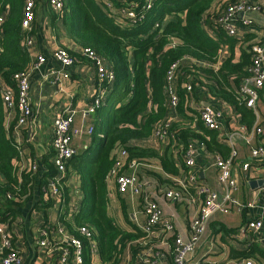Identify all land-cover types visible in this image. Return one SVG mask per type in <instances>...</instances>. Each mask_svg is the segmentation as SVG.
Segmentation results:
<instances>
[{"label": "trees", "instance_id": "obj_1", "mask_svg": "<svg viewBox=\"0 0 264 264\" xmlns=\"http://www.w3.org/2000/svg\"><path fill=\"white\" fill-rule=\"evenodd\" d=\"M134 1L139 10L144 0ZM235 1L152 0L140 24L124 27L118 15L106 13L96 0H65V10L60 16L67 35L79 48L89 47L103 56L114 73L105 104L94 113L97 119L90 135L91 145L66 162L67 173L79 174L83 196L72 223L62 222L71 234L81 238L83 264L97 262L89 241L79 234L80 227L91 231L99 264H149L144 262V257L148 248L152 251L151 243L143 239L145 233L128 220L124 200L120 199L121 211L129 230L107 213L105 180L114 166L117 149L127 151L126 168L134 160L156 158L164 172L179 176L187 172L182 154L196 140L209 153L228 158L230 149L221 143L216 131L204 127L199 119L192 126L195 111L189 102L200 86L234 104L235 109L247 117L248 125L253 121V115L240 101L238 93L250 64V45L247 50L241 49L236 59L238 40L228 36L217 21L219 12ZM23 4L24 0H0V82L13 89L15 75L29 67L20 25ZM222 46H226L229 53L215 68ZM75 57L78 61L83 58L80 53ZM175 62L178 69L171 84L178 98L175 113L183 121L171 122L168 129L175 153L167 145L160 155L141 141L151 138L156 125L169 114L166 74ZM187 85L192 87L191 94L186 91ZM14 111L15 119L6 125L9 110L0 94V224L6 228L13 245L19 209L32 199L35 186L38 196L34 209L44 215L52 206L54 198L49 193L45 196L43 188L56 173L50 161L53 151L49 157H44L47 170L41 174L31 167H17L19 154L11 137L18 116L16 106ZM97 133H102V137ZM231 257L264 258V247L254 245L248 251H233ZM147 258L151 259L149 254Z\"/></svg>", "mask_w": 264, "mask_h": 264}, {"label": "crops", "instance_id": "obj_2", "mask_svg": "<svg viewBox=\"0 0 264 264\" xmlns=\"http://www.w3.org/2000/svg\"><path fill=\"white\" fill-rule=\"evenodd\" d=\"M96 1L106 13L113 14L104 6L102 0ZM250 1H261L264 5V0ZM249 18L250 24L235 37L238 40L235 45L236 59L241 54V49L247 50L249 45L251 48L253 44L264 41V10L250 14ZM123 26L135 27L128 26L125 22H123ZM32 31L33 44L26 49L29 67L40 56L44 57V61L37 68H31L29 72V101L32 107V115L27 118L25 123L12 131L11 137L21 149L18 152L17 167L20 169L23 166L22 169H28L34 164L36 171L38 170L41 174L42 171L47 170L43 164L44 157H49L53 151L51 147L52 121L67 106L76 110L73 128L80 131L73 138L76 154L91 145L90 135L92 133L86 134L85 127L89 124L94 127L97 118L94 117V114L84 117L82 112L88 107L101 85L86 59L80 57L73 66L65 68L53 57V52L58 48H65L71 55L77 56L79 45L67 35L60 13L49 8L48 0H36ZM228 53L226 46L219 49L215 68ZM193 94L192 101L201 106H210L217 113L220 122V128L216 131L217 137L222 144L230 149L229 155L234 153L231 174L236 180L237 189L231 194L236 201L244 205L240 209L232 206L228 213L215 212L210 217L205 236L196 249L193 260H197L201 264H233L238 257H231V252L248 251L254 245L264 247V240L260 236L263 232L257 233L246 227L249 221L255 219L261 220L264 226V191L260 190L261 186L264 185V155L257 159L250 157L252 148L264 145V85L259 91L256 103L257 114L247 108L253 115V121L250 125L246 122L247 117H244L242 112L237 111L234 104L213 96L206 87L196 88ZM105 101L106 98L103 105ZM191 109L194 110L192 107ZM194 111L192 126L199 119L197 111ZM15 115L16 113L12 109L8 113L6 125L15 119ZM182 121L183 119L177 116V113L172 116V122L180 123ZM97 136L102 137V133H97ZM169 140L151 143L150 140L145 139L141 143L154 148L160 155L163 149L169 145L174 154L176 151L174 143H170ZM190 145L193 149L194 170L198 181L210 187L218 195H222L224 187L218 182L217 169L213 165L215 157L221 156L209 153L204 145L197 140ZM140 161L133 167V170L137 172L140 180L147 175L149 180L143 182L148 185H144L145 188H151L150 197L160 203L164 216L171 218L177 234L187 238L189 234L188 223L197 210V204L191 201H167L159 193V188L162 185L168 184L170 179L172 180L174 177L183 175L182 178H184L185 172L180 176L168 174L162 170L156 158ZM244 162H249L247 171H243L241 168ZM177 165H179L178 162ZM187 170L186 168L185 171ZM1 180L2 176L0 175ZM162 180L166 183L160 185ZM79 181V174L75 172L66 173L60 179V196L58 198L52 196L54 198L52 206L47 209L44 215L41 211L34 209V202L38 196L36 186L32 199L19 209V224L14 231V246L19 250L23 264H58V252L43 251L37 245V239L41 237L39 221L41 220L43 224L50 226L62 221L72 223L73 216L82 203L83 195ZM105 181L108 199L107 213L117 224L129 230L121 211L120 199H123L128 220L141 228L145 217L141 212L140 201H138L140 197L128 194L121 196L116 191L112 176H108ZM189 190L194 193V186L191 185ZM248 203H251V206H248ZM49 235L54 244L61 240V236L54 232L53 227L49 230ZM94 256L95 261L99 264L100 260L97 254L95 253ZM249 258L255 264H264V258ZM162 261L164 264H172L170 257Z\"/></svg>", "mask_w": 264, "mask_h": 264}, {"label": "built area", "instance_id": "obj_3", "mask_svg": "<svg viewBox=\"0 0 264 264\" xmlns=\"http://www.w3.org/2000/svg\"><path fill=\"white\" fill-rule=\"evenodd\" d=\"M35 2L36 0H24L23 4L20 25L24 33L23 45L26 49L33 44L31 32L35 19ZM102 2L107 9L111 10L110 12L118 15L120 20L128 26L140 24L143 20L144 11H147L152 5V0H144L139 10H136L137 3L134 0H102ZM48 6L52 11L61 13L65 10V0H48ZM263 10L264 5L261 1L237 0L233 3H228L227 7L219 12L217 21L228 36L237 37L250 24L249 15ZM1 20L0 18V23ZM250 50L251 60L246 68L247 75L238 90L239 99L243 105L257 114L256 103L259 91L264 85V41L253 44ZM78 53L82 54L83 58L89 62L90 68L101 85L88 107L82 112V116L86 117L93 115L103 105L107 93L112 88L114 73L109 62L89 47L79 48ZM53 57L65 68L73 66L77 62V58L65 48L56 49L53 52ZM43 61L44 57L40 56L25 71L16 74L14 89L6 87L0 82V94L9 112L15 106L18 110L15 129L25 123L27 118L32 115V107L29 101V72L31 68H37ZM177 69L178 62H175L167 71L166 96L169 114L154 128L151 138L148 139L151 143L160 140L164 141L170 137L168 129L178 103L177 95L171 83L177 73ZM186 91L191 94V85L186 86ZM189 105L197 111V116L204 127L214 131L219 130L220 122L217 113L212 107L201 106L192 100H190ZM75 113L76 110L73 107L67 106L52 121L51 147L54 154L51 162L56 170V175L43 188L44 195L49 193V195L58 198L61 194L60 179L67 173L66 162L76 154L73 138L80 132L73 128ZM93 129L92 125H87L85 127L86 134H91ZM255 130L257 131L258 129ZM170 139H173V137L171 136ZM16 148L20 152L21 149L18 143H16ZM233 155L234 153L232 152L226 159L217 156L213 161V165L217 169V180L224 187L222 195H218L210 187L198 181L194 170L195 161L191 145L182 154L183 162L188 169L184 178L174 177L172 180L170 179L168 184L159 188L160 195L167 201H191L197 204V210L188 223V237L183 238L175 231L171 218L164 216L160 203L143 195V186L146 183L140 180L135 170H133V167L139 162L132 161L126 168L127 151L123 148L116 150L115 163L108 176L114 177L117 193L121 196L127 194L138 197L143 196L140 204L141 212L145 218L140 229L145 233L143 239H147L151 243L150 249H152L151 251L148 248L145 251L146 258L144 257V262L164 264L162 260L170 257L172 264H201L199 261L193 260V255L205 236L210 217L215 212L228 213L232 206L238 209L244 206L236 201L231 194L237 189L236 180L231 174ZM263 155L264 145L250 150L251 159H257ZM30 167L32 170H36V165L32 164ZM22 168L23 166L20 167V169ZM241 168L243 171H247L249 162L242 163ZM191 185L194 186V193L189 190ZM260 190L264 191V185L261 186ZM247 205L251 206V203ZM39 227L41 237L37 239V245L43 251L58 252V264H83L81 238L71 234L63 222L50 226L43 224L40 220ZM51 227H53L55 233L61 236V240L58 243L54 244V241L50 240L49 230H51ZM246 227L257 233L263 232L260 236L264 240V226L261 220H251ZM15 229L16 227L14 231ZM79 234L82 238L89 241L91 252L95 254L96 245L91 231L88 228L80 227ZM147 254L150 255L151 259L147 258ZM0 264H23L19 250L15 248L6 228L1 224ZM233 264L255 263L250 258H240L236 259Z\"/></svg>", "mask_w": 264, "mask_h": 264}, {"label": "rangeland", "instance_id": "obj_4", "mask_svg": "<svg viewBox=\"0 0 264 264\" xmlns=\"http://www.w3.org/2000/svg\"><path fill=\"white\" fill-rule=\"evenodd\" d=\"M144 161H146V160H144ZM143 162V161H142ZM146 163V162H145ZM148 163V162H147ZM152 165V164H151ZM136 172V171H135ZM137 173V172H136ZM149 174H150V172H149ZM143 181L145 180H149V178H147V175H145V177L142 179ZM164 183H166V181H164V180H162V182H160V185L161 184H164ZM146 186H148V185H146ZM143 195H145V196H147V197H150V191H151V188H145V186H143ZM143 198V196H141L139 199H138V201H140L141 199ZM151 198V197H150ZM133 203H135V201H133Z\"/></svg>", "mask_w": 264, "mask_h": 264}]
</instances>
